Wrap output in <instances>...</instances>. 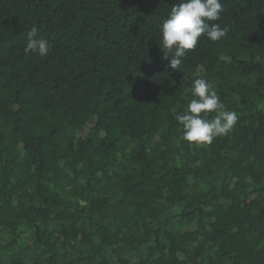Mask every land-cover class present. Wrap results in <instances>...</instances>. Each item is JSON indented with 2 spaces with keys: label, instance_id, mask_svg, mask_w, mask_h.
<instances>
[{
  "label": "trees",
  "instance_id": "obj_1",
  "mask_svg": "<svg viewBox=\"0 0 264 264\" xmlns=\"http://www.w3.org/2000/svg\"><path fill=\"white\" fill-rule=\"evenodd\" d=\"M178 2L0 0V264H264V0L172 70ZM196 78L239 116L211 144L175 119Z\"/></svg>",
  "mask_w": 264,
  "mask_h": 264
},
{
  "label": "clouds",
  "instance_id": "obj_2",
  "mask_svg": "<svg viewBox=\"0 0 264 264\" xmlns=\"http://www.w3.org/2000/svg\"><path fill=\"white\" fill-rule=\"evenodd\" d=\"M224 11L221 0H179L171 7L168 17L159 26V48L164 58L169 59L168 67L178 70L182 58L197 45L198 39L205 36L210 41L225 37L228 29L219 23ZM48 40L32 27L26 36V53H36L45 57L50 51ZM169 53H172L169 58ZM192 99L186 110L175 119L182 126V139L190 144H211L217 137L228 135L239 119L238 113L226 110L218 94L203 78H196L191 85ZM209 113H216L209 120ZM203 114V115H202Z\"/></svg>",
  "mask_w": 264,
  "mask_h": 264
}]
</instances>
